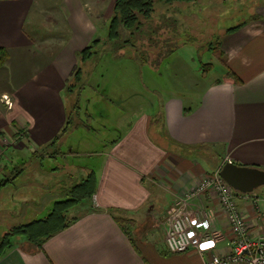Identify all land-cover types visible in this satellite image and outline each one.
Instances as JSON below:
<instances>
[{
  "label": "crops",
  "instance_id": "1",
  "mask_svg": "<svg viewBox=\"0 0 264 264\" xmlns=\"http://www.w3.org/2000/svg\"><path fill=\"white\" fill-rule=\"evenodd\" d=\"M114 1L107 6V0H0V48L9 53L0 67V180L12 179L0 192L24 173L22 167L14 169L16 175L9 174L3 165L11 158L6 154L24 157L27 152L28 159H36L62 134L71 113L69 83L82 64L81 53L95 40H107ZM248 4V18L223 27L217 37L225 68L222 78L210 81L194 101L169 96L151 109L145 104L136 105L137 112L130 108L133 114L125 130L118 127L109 147L91 154L98 158L96 165L84 168L66 162L38 187L24 190L27 200L42 190L56 194L57 186L68 182L56 178L59 170L70 182L80 171L81 179L92 171L97 183L92 204L69 228L42 250L19 240L0 264H204L231 252L234 233L214 192L189 204V210L203 212L211 221L213 238L201 252L169 251L167 216L228 162L264 170V0H210L206 10L217 23ZM190 6L181 5V15ZM88 63L82 65L84 71ZM85 89L88 86L81 92ZM111 102L121 105L114 98ZM98 105L103 106L98 103L94 109ZM183 151L202 157L191 158ZM236 197L251 236L264 237V187ZM145 211L151 222L138 236Z\"/></svg>",
  "mask_w": 264,
  "mask_h": 264
},
{
  "label": "rangeland",
  "instance_id": "2",
  "mask_svg": "<svg viewBox=\"0 0 264 264\" xmlns=\"http://www.w3.org/2000/svg\"><path fill=\"white\" fill-rule=\"evenodd\" d=\"M107 1V6L110 2L112 3V0ZM116 1L113 3L112 17ZM249 1L252 2V0ZM181 5L187 8L191 4H180L174 7L158 5V11L153 16L158 20L167 10H169L167 14L176 13L179 21V37L176 36L178 34L169 31L162 36L161 41L158 38H153V42L149 43L146 36H141L138 39V45L142 46L143 44L150 49L151 60L158 58L160 47L166 46L167 41L176 40L173 42L174 46L178 45L175 48L173 46L171 51L164 55L159 62L141 64L136 56L137 50L125 49L119 54L107 53L101 59L94 57L86 65L85 71H82L81 80L77 82L73 78L70 81L68 92L72 94L70 109L76 123L74 126L78 124L81 126L73 129L66 136L65 141L60 143L58 149L61 155L65 154L66 161L63 158L40 159V156L55 155L53 149H48L47 152L41 150L38 153L40 156L36 159H33L32 155L28 159L27 152H24V157L20 154L14 156L12 153L5 155L8 158L11 157L8 159V163L5 161L3 164L5 167L7 165L9 174L14 173L15 170L20 171L22 167H24V171H22L24 173L14 185L0 192V240L15 225L27 224L47 217L53 210L55 202L65 199L63 193L71 186L72 181L70 182V177L63 176L59 170L56 178L62 182H68L59 184L56 194L42 190L36 198L27 200L24 190L38 187L37 184L41 185L49 177L48 173L51 174L66 162L84 168L96 165L98 158L91 154L107 148V145L109 147V143L118 137V127L122 126L121 130H125V123L129 122L130 116L133 114L132 111H129L130 108H134L137 112L140 108H135L138 107L136 105L145 104L146 109H151L153 105L158 106L159 100L163 97L169 96L193 97L192 101H194L199 91L203 90L210 81L223 77L225 68L214 50L219 46L217 37L222 35L223 27L235 26L238 21L248 18L249 4L244 9L242 7L239 14H229L228 17L218 18L219 22L217 21V23L206 10L210 6V0L193 1L189 7L190 11L183 15H181ZM218 5V2L213 3L214 7H219ZM121 31L123 36H128L124 30L121 29ZM163 41L164 44H162ZM87 66L89 67L87 68ZM92 66L94 67L90 71ZM83 86H88V89L81 92ZM112 98L120 100L121 105L118 102V104H113ZM98 103L103 106L98 105L97 109H94ZM88 112L92 115H88ZM18 141L15 139L13 142L16 144ZM183 152L191 158H200L199 156L202 155L198 152L192 154L187 151ZM210 154L216 156L214 152ZM23 160L25 161L22 163ZM83 174L82 171L75 174L73 181L81 180ZM87 204L90 205V203ZM87 204L70 208L68 218L83 214L82 211L86 209ZM144 215V220L140 218L138 221L141 223L137 231L138 236L144 233L146 226L151 222L146 216V211ZM19 240L21 239H14L15 245Z\"/></svg>",
  "mask_w": 264,
  "mask_h": 264
},
{
  "label": "trees",
  "instance_id": "3",
  "mask_svg": "<svg viewBox=\"0 0 264 264\" xmlns=\"http://www.w3.org/2000/svg\"><path fill=\"white\" fill-rule=\"evenodd\" d=\"M193 1L195 0H117L114 5L113 17L109 24V35L107 40H95L81 53L82 64L79 65L73 73V78H75L74 81L78 82L81 80V74L83 71L82 65L91 61L99 52L119 54L125 49L131 48L138 51L136 56L141 64H147L149 62L154 64L155 62H159L164 55L171 51V48L175 44L173 42L176 40L172 39V41H167L166 46L160 47L158 58L156 60H151L150 49L143 44L142 46L138 45L139 37L146 36L149 43L153 42V38H158L161 41L162 36L169 31L178 34L176 36L179 37V21L176 17V13L174 14L173 12H170L171 14H167L169 11L167 10V12L162 14L158 20L153 16L158 11V5L174 7L180 4H189ZM156 21L157 23H155ZM242 26L243 25H239L235 28H231L227 32L230 33L236 31ZM121 29L128 33L127 37L123 36ZM162 44H164V41ZM177 45L178 44H176L174 48ZM211 49L213 48L211 47ZM214 50L216 55L222 59L220 46H218L217 49L214 48ZM8 59V51L0 48V67H2ZM75 124L73 113H70L62 134L58 136L50 146H48V149L54 150L55 155H61L58 148L62 139L73 129L81 126V124L74 126ZM47 151L45 150V152ZM11 182L12 179H1L0 191ZM96 187L97 183L95 174L90 171L87 177L80 181L72 182L71 186L63 193L65 199L55 202L53 210L47 217L34 220L27 224H19L11 227L0 240V259L5 256L9 250L15 247V242H13L15 238L22 239L31 247L42 250L44 244L48 240L69 228L77 221V217L72 219L68 218V210L70 208L76 205H84V203L92 204L93 197L96 193ZM125 222L135 223L130 220L122 219V223Z\"/></svg>",
  "mask_w": 264,
  "mask_h": 264
},
{
  "label": "built area",
  "instance_id": "4",
  "mask_svg": "<svg viewBox=\"0 0 264 264\" xmlns=\"http://www.w3.org/2000/svg\"><path fill=\"white\" fill-rule=\"evenodd\" d=\"M7 144V143H6ZM214 192L234 233L232 250L225 256H213L204 264H264V237L251 236L247 221L237 204V193L220 176V171L205 178L176 205L167 216V246L172 254L202 251V245L213 238L211 221L189 204L206 193Z\"/></svg>",
  "mask_w": 264,
  "mask_h": 264
},
{
  "label": "water",
  "instance_id": "5",
  "mask_svg": "<svg viewBox=\"0 0 264 264\" xmlns=\"http://www.w3.org/2000/svg\"><path fill=\"white\" fill-rule=\"evenodd\" d=\"M220 176L236 192L251 194L264 187V170L253 167L226 163L220 170Z\"/></svg>",
  "mask_w": 264,
  "mask_h": 264
}]
</instances>
